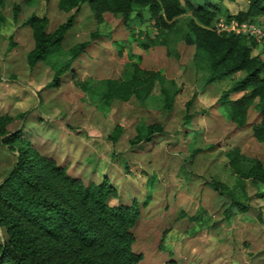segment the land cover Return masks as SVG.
I'll return each mask as SVG.
<instances>
[{"label":"rangeland","instance_id":"rangeland-1","mask_svg":"<svg viewBox=\"0 0 264 264\" xmlns=\"http://www.w3.org/2000/svg\"><path fill=\"white\" fill-rule=\"evenodd\" d=\"M211 1L221 4V0ZM246 1L223 0V3L229 12L234 13L245 9ZM14 3H18L17 9L13 8ZM39 10L48 14L47 29L54 28L67 14L51 4L47 8L43 0H9L6 8H0V114L13 116L12 123L17 125L20 121L17 113L26 110L23 125L31 131L30 137L46 140L70 172L77 174L84 183L96 182L106 175L116 191L109 203L129 204L135 199L142 205L144 221H140L139 227L142 225L136 230L137 238L132 242V247L142 253L136 264H164L172 257L173 251L159 241L161 227L156 228V224L160 220V226L172 223L162 242L168 232L171 237L177 236L173 229L175 223L177 227L186 223L188 231H194V223L199 221L202 224L199 228H202L197 231L204 233L208 231L205 229L207 224H215L219 218L224 220L225 211L222 210L226 203L229 204L231 195L253 208L249 218L244 219L236 212L231 222H257L259 229L256 233H264V199L258 195L264 190V181L252 183L232 174L229 166L226 173L223 168L226 161H216L226 159L224 150L238 145L242 153L260 158L264 163V140L255 139L249 126L235 129L225 117L227 107H220L217 102L221 90L238 80L243 71L233 77L228 75L207 82L208 71L198 68L192 59L193 45L182 40L170 41L176 57L167 54L164 45L148 46L141 50L140 65L163 69V74L173 79L178 91L171 108L163 107L157 83L144 98L113 99L106 106L87 86L119 76L127 59L126 50L137 46L135 41H129L131 36L138 37L142 32L136 34L137 30L144 29L136 13L132 11L127 20L120 19L119 22L117 17L105 15L107 17L96 25L100 41H91L94 46L69 60V68L58 75V83L53 85V70L68 58L69 46L89 39V31L93 29L88 6L82 3L56 48L41 59L40 66L29 68L24 53L32 44V32L28 27L19 28L17 23L21 22L18 19L23 14L38 13ZM141 15L146 17L147 12L143 10ZM219 18L225 17L217 16L212 25ZM255 23L264 32L262 16H258ZM119 41L124 44L120 54L116 46ZM255 43L251 52H260L264 57L262 46L256 40ZM239 94L231 93L229 97ZM191 96V103L186 108L188 116H184L185 101ZM253 115L250 110L249 120ZM150 121L162 122L163 131L152 135L149 140L131 143L129 140L137 127ZM115 124L122 129L113 143L107 135ZM14 160L15 154L0 144V180ZM197 174L199 179L193 181ZM220 174L226 180L220 194L221 203L214 197L212 184L206 180ZM203 179L208 185L200 181ZM232 209L235 210L233 206ZM179 211L182 213L178 216ZM152 224L154 227L150 228ZM3 236L0 227V239ZM245 244L238 239L233 242L235 259L242 260L239 250ZM240 264L264 262L242 261Z\"/></svg>","mask_w":264,"mask_h":264},{"label":"trees","instance_id":"trees-1","mask_svg":"<svg viewBox=\"0 0 264 264\" xmlns=\"http://www.w3.org/2000/svg\"><path fill=\"white\" fill-rule=\"evenodd\" d=\"M5 1L0 0V7ZM45 3L48 5L49 0ZM82 3L88 6L93 30L89 31V39L69 46L68 58L53 70V85H57L58 75L69 68V60L98 36L96 25L103 18L110 16L117 17L118 22L125 21L134 11L144 26L137 30L136 34L142 32L138 37L131 36L129 40L135 41L136 49L126 50L127 59L117 78H104L98 85L87 86L106 106L113 99L144 98L157 83L163 107L170 109L178 87L172 78L163 74V69L142 67L141 50L160 44L166 47L167 54L175 56L170 41L182 40L193 45L192 59L198 68L208 71L207 82L243 71L238 80L221 90L217 102L220 107H227L225 117L235 129L249 126L255 139L264 140L263 54L251 52L256 44L252 36L216 32L212 25L221 15L238 21L255 22L258 16L264 20V0H247L246 8L234 13L211 0H56L57 8L67 14L54 28L47 29L45 14L31 13L24 20L33 38L31 48L25 53L28 67L45 59L56 48ZM17 7V3L13 4L14 9ZM143 10L147 12L146 17L141 15ZM116 46L117 53H122L124 44L119 41ZM235 92L240 94L230 98ZM191 100L192 96L185 101L184 116H188L186 108ZM250 110L254 115L249 120ZM26 112L17 113L20 119L17 125L12 123L13 116L0 114V144L15 154L11 167L0 180V227L4 231L0 239V264H136L142 253L132 247V242L144 217L142 205L135 199L129 204L109 203L116 191L106 175L96 182L84 183L70 172L46 140L30 137L31 131L23 125ZM121 129L119 124L112 127L107 135L111 142ZM162 131L160 121L142 122L129 141L149 140ZM224 156L236 174L253 183L264 181V163L260 158L245 155L237 145L225 150ZM209 182L223 192L224 183L213 178ZM260 194L264 196V190ZM231 206L243 210L246 204L231 195L224 210L228 211ZM160 222L156 228L161 227L159 241H162L172 223L160 226Z\"/></svg>","mask_w":264,"mask_h":264},{"label":"crops","instance_id":"crops-1","mask_svg":"<svg viewBox=\"0 0 264 264\" xmlns=\"http://www.w3.org/2000/svg\"><path fill=\"white\" fill-rule=\"evenodd\" d=\"M43 1H44V6H46L47 8L49 7L50 4H51V6H54L57 8L56 1H55V3L49 2L48 5H47V3H45V0H43ZM220 3L221 4H218L220 7L228 9L226 7V5L223 3V0H221ZM8 5H9V0H6L4 6H1L0 8H6V6H8ZM58 10H60V9H58ZM240 10H243V9H240ZM44 11H45V8H44ZM31 13H33V12H31ZM31 13H29V14H31ZM45 13H43L42 10H39L38 13H34V14L43 15ZM77 13H76L75 17L77 16ZM29 14L25 13V15L23 14L24 16L21 14L22 17L18 19V21H21V22L17 23V25H19V28H23V29H27V27L30 28L28 25H26L24 23V20L26 19V17ZM46 16H48V14ZM74 33H75V31H74ZM99 37L100 36H96L91 41H93V42L100 41V40H98ZM85 40H87V39H85ZM91 41L86 46L85 50L80 52L79 54L84 53L86 50L90 49L89 47H91L94 44V43L92 44ZM32 44H33V38H32ZM32 44L30 45L29 48H31ZM159 50H160V48H157V51H159ZM25 53H24V57H25ZM89 60H90V58H89ZM25 63H26V60H25ZM39 64H42V60H38L32 66V69H34V67H36V66H40ZM29 68H31V67H29ZM240 71H242V70L235 71L232 74H230L229 76L233 77L234 74H236V73L238 74V73H240ZM241 75H243V74H241ZM21 89H23V88H21ZM21 91H23V90H21ZM74 141H72V142H74ZM72 142H71V145H73ZM216 161H223V163H224V161H226V163H227V158L223 159V160L217 159ZM213 162H215V161H213ZM228 166L229 165L227 163V165H225V167H223L224 170H226V173H227ZM232 174H236V173L233 171ZM211 178L208 177L206 180L209 182V179H211ZM244 178L251 181L247 177H244ZM197 179H199L198 174L194 175L193 181L197 180ZM213 179L219 180L222 183H226V180L221 176V174L218 175V177L213 178ZM200 181L206 183L205 179L200 180ZM200 181H198V183H200ZM256 183H258V182H256ZM211 187L215 191L214 197L217 200H219L221 203L223 201V200H220V194L221 193L213 185H211ZM258 195H261V194L258 193ZM261 198L264 199V196L261 195ZM226 206H227V203L223 208L225 209ZM233 207L235 208V210H233V209L231 210V207H230V209H228V211L223 209L222 211L223 212L225 211L224 220H220V218H219L218 219L219 221L216 220L214 222L215 224H212V223L207 224L205 229H208V231H206L204 233H198V231H197V230L202 228V227L199 228V226L202 225L201 223H199V221L194 223V228H193V229H195L194 231L192 229L188 231V229H187L188 226L185 225L186 223H183L180 227H177L176 223H175L173 225L174 226L173 229L176 231L177 236L171 237L169 232H168L167 236L165 237V240H163V242L161 241V243L163 244V247H168L170 250L173 251L172 257L169 258V260L165 261V263H168V264H172V263L173 264H240V262H242V261H244V262L251 261L252 263L260 262V261L264 262V239H263L264 233H261V234H260V232L256 233V230L259 229V226H258L259 223L253 222V221H248V220H244V222H237V223L231 222L233 220V219L231 220V218H234V213H236V212L238 214H240L241 217H243L244 219L249 218L250 217V211L253 209L252 206H246L245 209H243V210H239L235 206H233ZM143 221H144V218H143ZM154 221H157V219H155ZM154 224H155V222H154ZM154 224H152V226L150 225L151 226L150 228H153ZM141 225H142V223L140 224V227H141ZM140 227H139V229H140ZM222 229L225 231H221ZM237 236H239V237H237ZM237 239H238V241H243L244 243H246L245 246H243L239 250L242 253V260L235 259L233 256V253H234L233 242L237 241Z\"/></svg>","mask_w":264,"mask_h":264},{"label":"built area","instance_id":"built-area-1","mask_svg":"<svg viewBox=\"0 0 264 264\" xmlns=\"http://www.w3.org/2000/svg\"><path fill=\"white\" fill-rule=\"evenodd\" d=\"M216 32L232 31L234 33H243L252 36L256 41L264 46V32L250 20L238 21L236 18H219L213 25Z\"/></svg>","mask_w":264,"mask_h":264}]
</instances>
